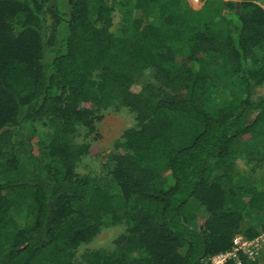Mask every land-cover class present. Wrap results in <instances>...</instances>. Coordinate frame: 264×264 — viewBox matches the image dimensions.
I'll return each instance as SVG.
<instances>
[{"label": "trees", "instance_id": "trees-1", "mask_svg": "<svg viewBox=\"0 0 264 264\" xmlns=\"http://www.w3.org/2000/svg\"><path fill=\"white\" fill-rule=\"evenodd\" d=\"M262 88L264 0H0V264H207L256 238ZM122 109L107 173L79 174Z\"/></svg>", "mask_w": 264, "mask_h": 264}, {"label": "rangeland", "instance_id": "rangeland-1", "mask_svg": "<svg viewBox=\"0 0 264 264\" xmlns=\"http://www.w3.org/2000/svg\"><path fill=\"white\" fill-rule=\"evenodd\" d=\"M191 2L195 4V8H198L200 5H197V3L193 1ZM263 92L264 88L257 89L258 94ZM134 124L133 115L125 109L117 113L112 111L103 112V119L96 124L95 132L89 135L85 140V142L90 144V155L78 166L77 172L81 175L89 174L91 176L98 173L102 175L106 174L109 156L112 154L115 143L121 137L122 132ZM34 127L39 137L44 138L47 136V128L43 126L42 122L35 123ZM82 141L83 139L80 137L78 142ZM238 165L241 167V170L249 169V167L243 165L242 161L238 162ZM123 230V226H115L102 230L93 242L87 246L81 247L79 253H82L85 249H111L113 247V240L121 234ZM257 262L258 264H264V249Z\"/></svg>", "mask_w": 264, "mask_h": 264}, {"label": "built area", "instance_id": "built-area-1", "mask_svg": "<svg viewBox=\"0 0 264 264\" xmlns=\"http://www.w3.org/2000/svg\"><path fill=\"white\" fill-rule=\"evenodd\" d=\"M199 5L201 0H191ZM195 5V4H194ZM264 249V232L252 240H247L241 235H237L232 240L229 251L213 255L207 264H227L229 261L237 259L239 253H243L250 262H256Z\"/></svg>", "mask_w": 264, "mask_h": 264}]
</instances>
